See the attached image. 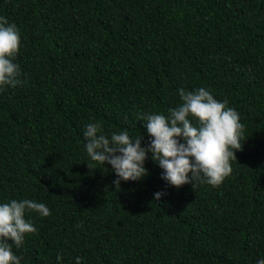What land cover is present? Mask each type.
I'll use <instances>...</instances> for the list:
<instances>
[{
    "label": "trees",
    "instance_id": "1",
    "mask_svg": "<svg viewBox=\"0 0 264 264\" xmlns=\"http://www.w3.org/2000/svg\"><path fill=\"white\" fill-rule=\"evenodd\" d=\"M0 16L19 29L24 81L0 90V204L51 211L26 213L37 231L13 245L20 264L264 259V0H0ZM201 87L245 126L220 186L168 185L151 153L147 175L116 186L88 157L89 123L146 147L138 115L168 116Z\"/></svg>",
    "mask_w": 264,
    "mask_h": 264
},
{
    "label": "clouds",
    "instance_id": "2",
    "mask_svg": "<svg viewBox=\"0 0 264 264\" xmlns=\"http://www.w3.org/2000/svg\"><path fill=\"white\" fill-rule=\"evenodd\" d=\"M20 32L15 23L0 16V90L5 86L17 87L24 83L20 79L21 68L15 63L21 48ZM182 103L162 114L138 115L150 140L141 147L142 136L133 140L127 130L103 134L99 121L86 125V152L91 161L111 165L119 186L120 181H138L147 175L144 162L147 153L164 171L161 179L168 185L180 187L198 183L218 187L231 175V161H237L235 153L242 150L245 141V126L240 123V114L228 107L227 100L218 101L213 94L201 87L193 91L179 90ZM197 124L194 125L192 120ZM88 168L90 167L87 165ZM163 193L157 192L155 200ZM35 212L42 217L51 215L50 209L34 200H11L0 204V264H20V258L12 250L20 248L26 234L37 229L25 219L26 213ZM62 256L57 255L61 264ZM81 264V258H76ZM257 264H264L259 259Z\"/></svg>",
    "mask_w": 264,
    "mask_h": 264
}]
</instances>
